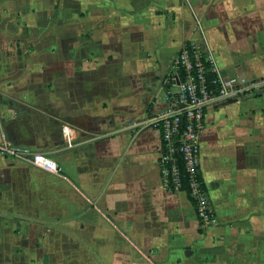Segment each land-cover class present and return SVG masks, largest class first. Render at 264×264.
I'll return each instance as SVG.
<instances>
[{"label":"crops","instance_id":"0c3cea01","mask_svg":"<svg viewBox=\"0 0 264 264\" xmlns=\"http://www.w3.org/2000/svg\"><path fill=\"white\" fill-rule=\"evenodd\" d=\"M186 43L259 85L206 108L208 227L155 126ZM2 133L62 172L0 153V264H264V0H0Z\"/></svg>","mask_w":264,"mask_h":264},{"label":"built area","instance_id":"2783aa9c","mask_svg":"<svg viewBox=\"0 0 264 264\" xmlns=\"http://www.w3.org/2000/svg\"><path fill=\"white\" fill-rule=\"evenodd\" d=\"M215 74L211 88L207 73ZM167 109L155 119V126L160 129L162 141L167 153L162 152L161 165L164 184L168 189L180 191L182 188L181 171L174 164L171 169L163 166L176 153L185 160L189 172L192 196L197 200L198 217L204 227L215 222V214L208 192L203 190L198 179L200 166V132L206 108L217 99L238 96L259 87L248 79L241 77L224 78L212 67V60L205 48L199 43L185 44L175 57L171 70L164 79ZM69 147L73 146L72 129L63 127ZM0 153L27 162L33 166L60 174V163L45 152L16 144L5 136H0Z\"/></svg>","mask_w":264,"mask_h":264},{"label":"trees","instance_id":"16d2710c","mask_svg":"<svg viewBox=\"0 0 264 264\" xmlns=\"http://www.w3.org/2000/svg\"><path fill=\"white\" fill-rule=\"evenodd\" d=\"M186 44H190V43H186ZM215 74L212 73L211 71L207 73V81L210 85L211 88H216L218 85L213 83V80L215 79ZM161 150L164 154L167 153V148L165 146L164 141H162V147ZM176 164L180 171H181V181H182V188L180 191H185L190 200L192 201L193 205L196 208L197 211V200L192 196V189L190 187V179H189V172L187 171L186 168V164H185V160L183 159L182 155L180 153H176L172 159H170L167 163L163 164V166L171 169L173 167V165ZM198 179L200 181V186L203 190H206V186L202 177V173L200 170V166H199V173H198ZM172 191L175 192L174 189H171ZM207 191V190H206ZM200 220V218H199ZM201 225L203 226L202 221L200 220Z\"/></svg>","mask_w":264,"mask_h":264}]
</instances>
